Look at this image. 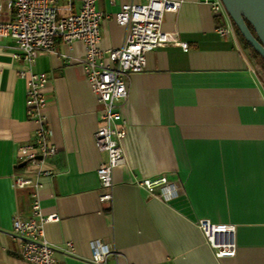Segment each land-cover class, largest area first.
<instances>
[{
  "label": "crops",
  "instance_id": "1",
  "mask_svg": "<svg viewBox=\"0 0 264 264\" xmlns=\"http://www.w3.org/2000/svg\"><path fill=\"white\" fill-rule=\"evenodd\" d=\"M174 1L182 5L165 15L163 30L188 49H154L145 70L128 79V99L119 103L129 125L124 163L114 170L111 202L100 201L97 176L107 161L94 134L102 106L75 61L83 43L59 40L58 54L36 59L33 71L49 80L43 94L57 149L53 174L40 179L39 189L42 213L58 217L44 227L56 264H95L96 241L112 250L104 264H264V83L251 70L250 51L218 34L223 21L210 6ZM121 2L98 3L112 16L101 25L105 52L121 48L128 34L115 20ZM0 4V21H10L7 2ZM2 44L0 264H26L12 225L16 215L31 216L33 190L14 188L13 178L24 171L18 148L34 142L38 123L28 116L26 78L19 74L28 66L14 59L11 39ZM160 175L180 186L176 197H151L134 184ZM200 219L234 227L226 235L234 257L214 256L196 226Z\"/></svg>",
  "mask_w": 264,
  "mask_h": 264
},
{
  "label": "built area",
  "instance_id": "2",
  "mask_svg": "<svg viewBox=\"0 0 264 264\" xmlns=\"http://www.w3.org/2000/svg\"><path fill=\"white\" fill-rule=\"evenodd\" d=\"M12 12L8 22L0 21V48L3 39H11L14 44L13 57L24 62L28 68L19 71L26 78V108L28 116L38 123L33 143L18 148V157L25 163L24 171L16 173L13 186L16 189L33 190L32 213L27 219L13 217L12 232L20 243L19 254L26 264H56L55 247L46 239L44 227L58 219L56 214L45 216L42 213L39 189L40 179L53 174L50 160L57 149L51 143L52 131L47 124V99L43 90L48 84L45 73H35L34 64L39 54H58L57 41L71 47L77 42L84 45V52L75 61L84 70L85 78L102 106L101 125L95 134V144L99 152L107 154V161L97 169V176L104 193L101 202H111L114 186V170L124 163L123 142L127 134L128 122L123 118L119 103L128 99L127 81L132 74L142 73L147 65V55L154 49L178 46L187 50L176 33L163 30L167 13L177 12L181 1L174 0H123L115 15L118 25L128 29L121 48L105 52L102 48L101 25L110 19V13L99 9V0H5ZM117 6L121 0H106ZM222 19L217 28L218 34L242 45L235 24L221 0H202ZM2 6L0 4V10ZM62 57H66L61 55ZM251 60V70L260 76L264 83V73L260 64ZM134 184L144 189L151 197L165 200L176 197L180 186L171 182L166 175L135 179ZM206 245L218 259L234 257L236 245L226 239L234 231L230 225L215 224L207 219L196 223ZM91 261L104 264L112 252L108 245L93 243ZM68 243L67 253L73 252Z\"/></svg>",
  "mask_w": 264,
  "mask_h": 264
},
{
  "label": "water",
  "instance_id": "3",
  "mask_svg": "<svg viewBox=\"0 0 264 264\" xmlns=\"http://www.w3.org/2000/svg\"><path fill=\"white\" fill-rule=\"evenodd\" d=\"M221 1L244 40L264 60V0Z\"/></svg>",
  "mask_w": 264,
  "mask_h": 264
},
{
  "label": "trees",
  "instance_id": "4",
  "mask_svg": "<svg viewBox=\"0 0 264 264\" xmlns=\"http://www.w3.org/2000/svg\"><path fill=\"white\" fill-rule=\"evenodd\" d=\"M236 27V26H235ZM251 28V27H250ZM236 30H237V32H238V35H239V37H240V39H241V41H242V44H243V47L245 48V49H248L249 51H250V53H251V55L253 56V58H254V60H256L259 64H260V66L262 67V71H263V73H264V60L250 47V45L244 40V38L242 37V35L240 34V32L238 31V29H237V27H236ZM251 30H252V28H251ZM252 32H253V30H252Z\"/></svg>",
  "mask_w": 264,
  "mask_h": 264
}]
</instances>
